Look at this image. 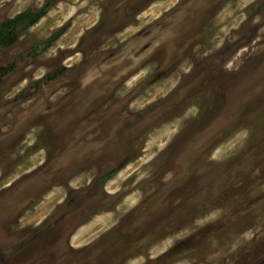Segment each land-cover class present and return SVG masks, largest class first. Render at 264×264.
Wrapping results in <instances>:
<instances>
[{"label":"rangeland","instance_id":"rangeland-1","mask_svg":"<svg viewBox=\"0 0 264 264\" xmlns=\"http://www.w3.org/2000/svg\"><path fill=\"white\" fill-rule=\"evenodd\" d=\"M38 12L0 36V264H264V0L0 25Z\"/></svg>","mask_w":264,"mask_h":264},{"label":"trees","instance_id":"trees-1","mask_svg":"<svg viewBox=\"0 0 264 264\" xmlns=\"http://www.w3.org/2000/svg\"><path fill=\"white\" fill-rule=\"evenodd\" d=\"M39 14L35 15H29V14H21L18 17L14 18L13 20L7 22L4 25H0V36L3 34H9V35H17L19 34L20 30H25L27 28L30 27V25L37 21L38 18H40L43 14V12H38ZM34 17V21H32L31 23L27 22L28 17ZM20 28V29H19ZM19 29V30H18Z\"/></svg>","mask_w":264,"mask_h":264}]
</instances>
